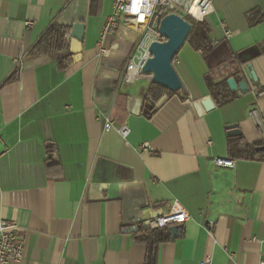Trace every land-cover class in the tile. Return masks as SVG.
Here are the masks:
<instances>
[{
  "label": "crops",
  "instance_id": "0c3cea01",
  "mask_svg": "<svg viewBox=\"0 0 264 264\" xmlns=\"http://www.w3.org/2000/svg\"><path fill=\"white\" fill-rule=\"evenodd\" d=\"M110 12L111 0H0V221L18 225V264H144L147 246L125 230L174 200L189 219L157 245L155 264L264 261V158L241 156L264 145V94L254 95L264 89V0H212L207 47L182 45L172 63L182 87L155 103L143 100L150 75L122 80L135 29L120 25L98 53ZM76 23L74 65L30 55L49 26L69 37ZM229 78L249 90L231 91ZM221 83L231 100L219 105L211 87ZM230 125L239 135L227 136Z\"/></svg>",
  "mask_w": 264,
  "mask_h": 264
},
{
  "label": "built area",
  "instance_id": "2783aa9c",
  "mask_svg": "<svg viewBox=\"0 0 264 264\" xmlns=\"http://www.w3.org/2000/svg\"><path fill=\"white\" fill-rule=\"evenodd\" d=\"M211 10L212 0H111V12L100 32L97 44L98 53L100 56L109 54V49L103 46L104 39L107 35L113 34L120 25L135 29L138 36L131 46L122 71L123 82L133 83L146 75L143 68L151 58L150 44L166 41L165 36L158 31L159 23L165 16L174 14L184 20L187 18L194 22H202ZM25 25L28 27L31 23L26 22ZM229 37L230 34L225 32V38ZM216 43L217 41L214 42ZM20 61L19 58L16 63ZM263 94L264 89L258 88L254 91L255 97ZM104 129H111L109 121L105 123ZM118 131L122 137H126L129 132L125 126ZM0 144H2L1 137ZM139 150L153 154V150L146 143L142 144ZM3 153L0 150V156ZM234 164L235 161L232 159L214 160V165L220 168L232 169ZM188 219V213L174 200L167 213L151 214L143 221V227L168 229L171 226H182ZM17 229L18 225L13 221H0V264H18L23 258L24 244L16 238ZM200 264H209V259L203 260ZM258 264H264V261Z\"/></svg>",
  "mask_w": 264,
  "mask_h": 264
},
{
  "label": "trees",
  "instance_id": "16d2710c",
  "mask_svg": "<svg viewBox=\"0 0 264 264\" xmlns=\"http://www.w3.org/2000/svg\"><path fill=\"white\" fill-rule=\"evenodd\" d=\"M191 28L185 42L190 43L196 49L205 48L208 45L207 35L208 29L202 22H194L191 19L186 20ZM77 52L72 50V41L68 37V28L57 24L49 26L39 40L34 44L30 50V55H50L59 54L56 65L60 71H64L75 64L76 59L74 55ZM225 84H217L211 87V91L217 92L219 105L231 100V96L223 94ZM173 93L169 92L153 83L150 84L147 95L143 98L147 102L148 95L152 98V102L159 101L163 96H171ZM262 148V149H260ZM241 156L250 159L264 158V145H244ZM136 239L147 246V254L144 264H155V248L160 242L169 240V233L167 229H147L139 227L135 232Z\"/></svg>",
  "mask_w": 264,
  "mask_h": 264
},
{
  "label": "water",
  "instance_id": "95a60500",
  "mask_svg": "<svg viewBox=\"0 0 264 264\" xmlns=\"http://www.w3.org/2000/svg\"><path fill=\"white\" fill-rule=\"evenodd\" d=\"M190 24L177 15L171 14L165 16L159 23L158 31L165 36L166 41L163 43H151L149 52L151 58L147 61L143 68V72L151 76V83L175 93L182 87L181 81L177 76L175 69L172 65L177 53L182 45L185 43L188 33L190 31ZM85 26L83 23H76L71 26L69 38L72 39V50L79 52L82 49L83 32ZM246 78L252 82L256 87V77L250 65L244 68ZM228 88L231 91L239 90L241 94H245L249 90L246 79L236 83L232 78L226 81ZM227 136H237L236 125L226 127ZM139 229L138 226L130 227L125 230L127 233L135 232ZM181 231V226H171L168 228L169 237L171 240L178 237Z\"/></svg>",
  "mask_w": 264,
  "mask_h": 264
},
{
  "label": "rangeland",
  "instance_id": "374dc122",
  "mask_svg": "<svg viewBox=\"0 0 264 264\" xmlns=\"http://www.w3.org/2000/svg\"><path fill=\"white\" fill-rule=\"evenodd\" d=\"M186 20H187V18H186ZM150 78H151V76H150ZM146 99H148L147 100L148 103H151L152 98L149 95H148V98H146Z\"/></svg>",
  "mask_w": 264,
  "mask_h": 264
}]
</instances>
